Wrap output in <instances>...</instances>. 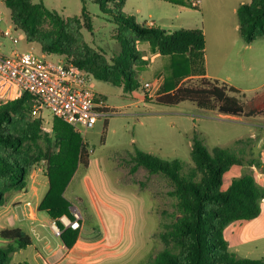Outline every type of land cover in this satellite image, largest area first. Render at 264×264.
Wrapping results in <instances>:
<instances>
[{
	"label": "rangeland",
	"instance_id": "1",
	"mask_svg": "<svg viewBox=\"0 0 264 264\" xmlns=\"http://www.w3.org/2000/svg\"><path fill=\"white\" fill-rule=\"evenodd\" d=\"M40 1L67 20L79 16L86 4L93 19V31L83 30L85 40L91 47L102 50L109 61L120 53L116 25L110 14L103 13L97 0H35ZM193 1L126 0L122 12L132 16L140 26H147L152 21L154 26L169 32L202 29L206 38L208 68L224 78L230 74L228 68L232 70L233 64H230L232 59L229 57L223 67L224 57L220 54L224 50L235 54L234 42L241 39L234 8L241 2L249 4L252 0H204L200 8L193 7ZM112 4L105 6L108 13L113 10L119 14ZM0 9L9 19L10 12L4 4ZM14 35L20 40L17 44L19 50L41 54L39 46L29 45L23 33L15 32ZM0 44L6 55L15 48L7 39L0 38ZM138 49L150 63L137 72L136 78L142 85L139 90L127 93L122 87L91 78L92 87L105 98L111 114L106 118V130L105 120L101 118L86 135L81 134L88 145L90 165L88 168L78 165L65 197L72 204L71 211L77 209L83 215L80 235H96L93 233L95 228L103 233L107 243L89 262L81 264H153L160 252L175 249L170 233L182 212L179 200L173 194L174 185L167 176L151 174L143 167L131 173L132 158L137 150L162 159L179 160L188 168L193 166L191 145L196 131L208 149L236 148L246 160L260 159L264 166V156L259 155L264 148V114L254 118L227 117L214 111H202L190 102L175 106L156 103L154 91L159 75L163 76L164 83H169L173 63L180 59L152 51L148 42L138 43ZM52 56V59L57 58ZM263 67L254 71L257 81L253 83L233 80L232 84L243 91L230 94L244 103L250 102L264 89ZM197 79L191 81L197 82ZM145 83H151L155 89L148 93ZM53 120V115L44 110L43 125L51 135H54ZM103 135L105 143L101 142ZM55 151L57 154L64 152V145L56 140ZM248 164L230 167L223 176L221 190L226 191L234 180L244 175H252L264 188V169ZM44 169L43 166L35 167L28 193L17 199L11 196L3 206H11L10 214L18 212L21 223L30 225L38 215L47 225L50 224V217L38 210L48 189ZM12 193L15 196L22 192ZM260 206L259 217L232 222L225 229L229 250L237 258L264 260V199Z\"/></svg>",
	"mask_w": 264,
	"mask_h": 264
},
{
	"label": "trees",
	"instance_id": "2",
	"mask_svg": "<svg viewBox=\"0 0 264 264\" xmlns=\"http://www.w3.org/2000/svg\"><path fill=\"white\" fill-rule=\"evenodd\" d=\"M97 2L103 13L110 14L121 45L120 53L111 61L102 50L91 47L85 40L83 30L93 31V19L85 2L81 14L68 20L50 10L43 1L6 0L5 5L14 28L24 34L29 45H38L42 53L64 57L98 81L122 87L127 93L139 90L142 85L136 78L137 72L150 63L144 59L138 43L148 42L152 51L180 59L173 63L171 81L161 87L156 103L175 106L190 102L202 111L237 118L264 114V89L244 103L230 94L238 92L235 88L205 77L206 38L202 29L169 32L158 26H140L132 16L122 12L126 0ZM109 3L117 7L119 14L113 10L108 13L105 6ZM237 16L239 33L245 42L251 44L264 38V0L241 5ZM190 76L198 77L197 82L184 81ZM17 95L15 100L0 101V208L12 192L27 191L32 170L43 166L48 189L38 206L39 212L51 219L63 215L73 218L72 204L65 197V191L78 165L89 167L88 145L70 124L55 117L54 135H51L43 125L44 118L32 115L38 98L22 90ZM107 127L108 120H105V130ZM197 135L195 131L191 167L186 168L179 160L162 159L141 150L132 158L131 173L143 167L151 174L169 178L182 212L170 233L174 251L160 252L153 264H264V260L237 258L229 250L224 235L230 223L260 216L264 188L252 175H244L234 180L226 191L221 190L223 176L233 165L249 163L264 169L263 163L260 159L246 160L236 148L210 150ZM55 140L64 145L63 153L55 151ZM105 140L103 135L101 142ZM60 229L62 244L72 249L80 236L79 231L65 229L62 224ZM0 240L6 242L0 243V264H14V253L32 244L30 236L19 227L1 229Z\"/></svg>",
	"mask_w": 264,
	"mask_h": 264
},
{
	"label": "built area",
	"instance_id": "3",
	"mask_svg": "<svg viewBox=\"0 0 264 264\" xmlns=\"http://www.w3.org/2000/svg\"><path fill=\"white\" fill-rule=\"evenodd\" d=\"M5 1L0 0V5L6 7ZM15 32L19 31L14 28L11 18L8 19L0 9V38L15 46L12 53L6 55L0 44V101L15 100L18 91H27L38 98V105L32 111L34 117L44 118V110H48L80 135H86L101 118L106 120L111 112L106 110L103 96L92 87L89 73L60 56L52 59V55L42 52L19 50L20 40ZM144 88L148 93L155 89L151 83H145ZM260 154L264 156V148ZM72 213L73 218L63 215L51 219L49 225L54 234L61 235L60 224L65 229H82V213L77 209Z\"/></svg>",
	"mask_w": 264,
	"mask_h": 264
},
{
	"label": "crops",
	"instance_id": "4",
	"mask_svg": "<svg viewBox=\"0 0 264 264\" xmlns=\"http://www.w3.org/2000/svg\"><path fill=\"white\" fill-rule=\"evenodd\" d=\"M204 0H194L192 2V6L195 8H200ZM243 5L239 4L234 8V11H238L239 7ZM148 27L154 26V22H148ZM235 44V54L230 53L228 50H224L222 55L224 57L223 67L226 66V62L229 57H231V62L233 64V69L228 71L230 74H226V76H222L220 73H212L208 68L207 63V53L205 52V65H204V73L205 77L209 79H215L222 83H226L227 85L235 88L237 91H243L240 87L233 85V80L238 79L243 82L253 83L257 81V76L254 73L258 67L264 65V38H259L255 42L248 44L241 37V39L234 42ZM206 50V49H205ZM169 57V56H167ZM145 58V57H144ZM264 71V67H263ZM198 77H188L187 79H194ZM163 76L158 77V85L154 93H156V97L158 96L161 87L164 85V81H162ZM242 85V84H241ZM102 96V94H100ZM104 98V97H103ZM105 104L106 100L104 98ZM108 107V105L106 104ZM109 108V107H108ZM207 112V111H206ZM222 115V114H220ZM226 116V115H224ZM231 117V116H227ZM192 146V145H191ZM261 156V154H259ZM30 189V188H29ZM27 191H22V193L13 196V193L9 194V199L12 198H22L28 193ZM13 201V200H12ZM74 206V205H73ZM0 208V230L4 228H13L19 227L22 228L31 238L32 244L25 249L17 251L14 253L12 257V261L14 264H81L87 263L88 260L95 255L100 249L104 247L107 243V240L103 237V233L94 228V234L91 235H80L76 244L72 249L68 250L61 241H59L60 237L51 230L50 225H47L46 221H43L35 216L36 220L31 222L30 225L25 223H21L19 213L13 212L10 214L9 207ZM75 208V206L73 207ZM26 211V210H25ZM26 213V212H25ZM32 217V216H31ZM29 217V218H31ZM51 220V218H50ZM39 223H34V222ZM243 222V221H241ZM46 224V226H43ZM93 229V228H92ZM0 243L6 244V242L1 241Z\"/></svg>",
	"mask_w": 264,
	"mask_h": 264
}]
</instances>
